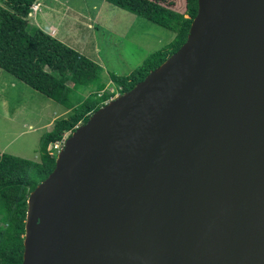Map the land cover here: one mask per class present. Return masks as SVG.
I'll return each mask as SVG.
<instances>
[{
	"label": "water",
	"instance_id": "obj_1",
	"mask_svg": "<svg viewBox=\"0 0 264 264\" xmlns=\"http://www.w3.org/2000/svg\"><path fill=\"white\" fill-rule=\"evenodd\" d=\"M21 264H264V0H197L184 44L75 128Z\"/></svg>",
	"mask_w": 264,
	"mask_h": 264
},
{
	"label": "trees",
	"instance_id": "obj_2",
	"mask_svg": "<svg viewBox=\"0 0 264 264\" xmlns=\"http://www.w3.org/2000/svg\"><path fill=\"white\" fill-rule=\"evenodd\" d=\"M38 1L0 0V70L68 113L41 135L39 161L0 153V264L22 263L27 199L54 169L53 145L63 144L113 96L96 62L29 23L31 7ZM104 1L174 33L167 46L149 55L130 74L109 75L114 87L124 93L184 44L197 13V0H183V12L175 9L179 0Z\"/></svg>",
	"mask_w": 264,
	"mask_h": 264
},
{
	"label": "rangeland",
	"instance_id": "obj_3",
	"mask_svg": "<svg viewBox=\"0 0 264 264\" xmlns=\"http://www.w3.org/2000/svg\"><path fill=\"white\" fill-rule=\"evenodd\" d=\"M44 1L50 10L47 11L49 15L47 24L59 27V34L65 36V31L69 30L77 36L75 40L67 39V45L89 59L93 56V44L101 48L100 67L103 68L106 89L113 93L105 104L123 94L121 88L114 87L109 80V75L126 76L130 74L139 68L149 55L167 46L174 35L104 0H62L71 6L73 12L63 16V21L60 22L58 15L54 13L57 12V3L52 0ZM34 6L31 7L32 11L36 8ZM175 9L183 12L184 1L179 0ZM74 13L79 14V19L82 20H74ZM87 19L91 22L93 29H87L88 26L83 24ZM28 21L34 25L30 15H28ZM86 93L87 91L84 95ZM44 102L50 103L52 108L44 105ZM28 107H30L28 115L20 110ZM55 107L59 111L65 110L62 106L0 70V153L39 161V142L44 132L42 126L45 121L48 123L51 121L48 112ZM16 108L19 109L17 112L19 117L21 119L25 117V126L19 117L17 119L11 116L12 113L9 114ZM30 122L37 123L31 126L33 130L27 127V123ZM34 128L39 130L35 131ZM52 154L55 157L57 155L56 152Z\"/></svg>",
	"mask_w": 264,
	"mask_h": 264
},
{
	"label": "crops",
	"instance_id": "obj_4",
	"mask_svg": "<svg viewBox=\"0 0 264 264\" xmlns=\"http://www.w3.org/2000/svg\"><path fill=\"white\" fill-rule=\"evenodd\" d=\"M52 1H54V3H57V8H56L57 12H54V13H56L58 15V19H59L60 22L63 21V19H62L63 16H66L70 12H73V9L70 8L71 6L69 4H67V3H65L64 1H62V0H52ZM34 5H35L34 7H36V8L33 9V11L31 10L29 15H30V18L33 19V22H34L35 26L40 28L42 31H45L46 33L50 34L52 37H54V38L60 40L61 42L65 43L66 45L68 44V42H67L68 40L67 39L75 40L77 38V36H75V33L73 31L66 30L65 31V36H64L63 34H59V27L57 28V26H52V25H48L47 24L48 17H49L48 12L50 10H49V6L46 4V2L44 0H41V2H36ZM74 14H73V19L74 20H82V19H79L80 18L78 16L79 14H76V13H74ZM83 24L88 26V27H86L87 29H93L92 24L89 21V19H87V21L84 22ZM173 38H174V35H173L171 41L173 40ZM95 45L94 44L92 45L93 56H91L92 58L90 57V59L93 60L94 62H96L100 66V58H99V56H100V53H101V48L98 45H96V46ZM44 105H48V107L52 108V105L50 103H45L44 102ZM18 110L19 109L16 108V109L12 110L9 114L12 113L11 116L12 117H17V119H18V117H19V115L17 113ZM20 110H22V112L24 114L28 115L30 107H28L27 109H20ZM67 113H68L67 110L59 111V109H57L56 107L53 110H50V112H48V115H49V118L51 119V121L49 123L46 122V121L43 123L42 128H44V132L49 131L51 129V127H52L53 122L56 119L65 116ZM25 120H26L25 117H22L21 121H22L23 126L26 125ZM35 122L27 123V127H29L28 129L33 130L31 126L37 124ZM34 130L38 131L39 129L34 128ZM44 132H42V133H44Z\"/></svg>",
	"mask_w": 264,
	"mask_h": 264
},
{
	"label": "built area",
	"instance_id": "obj_5",
	"mask_svg": "<svg viewBox=\"0 0 264 264\" xmlns=\"http://www.w3.org/2000/svg\"><path fill=\"white\" fill-rule=\"evenodd\" d=\"M62 145L63 144H60V145L59 144H54L53 145V149L56 151V153H58V151L61 149Z\"/></svg>",
	"mask_w": 264,
	"mask_h": 264
},
{
	"label": "clouds",
	"instance_id": "obj_6",
	"mask_svg": "<svg viewBox=\"0 0 264 264\" xmlns=\"http://www.w3.org/2000/svg\"><path fill=\"white\" fill-rule=\"evenodd\" d=\"M34 4H35V3H34ZM34 4H33V5H34Z\"/></svg>",
	"mask_w": 264,
	"mask_h": 264
}]
</instances>
